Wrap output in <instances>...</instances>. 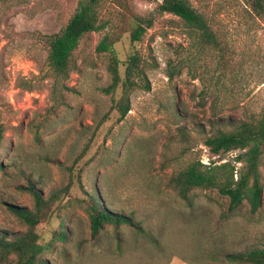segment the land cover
<instances>
[{
	"label": "rangeland",
	"instance_id": "374dc122",
	"mask_svg": "<svg viewBox=\"0 0 264 264\" xmlns=\"http://www.w3.org/2000/svg\"><path fill=\"white\" fill-rule=\"evenodd\" d=\"M79 1L0 0V230L27 231L9 205L34 207L30 183L47 198L69 188L37 229L48 264H166L174 255L247 264L225 255L264 246V192L257 212L247 200L229 212V198L216 190H194L190 204L169 180L196 159L230 161L240 170L235 159L242 151L213 156L205 141L264 109V19L249 0H188L222 40V54L201 45L179 18L159 13L163 0H124L127 10L106 0L103 14L113 25L81 40L63 81L49 66L46 36L66 26ZM136 16L154 24L133 43ZM106 34L119 38L122 79L128 59H141L128 93L131 110L121 120L111 111L121 86L113 95L102 92L111 84L109 55L97 52ZM261 173L264 185V166ZM85 191L103 193L144 231L106 225L93 237ZM56 231L67 232V240H54Z\"/></svg>",
	"mask_w": 264,
	"mask_h": 264
},
{
	"label": "trees",
	"instance_id": "16d2710c",
	"mask_svg": "<svg viewBox=\"0 0 264 264\" xmlns=\"http://www.w3.org/2000/svg\"><path fill=\"white\" fill-rule=\"evenodd\" d=\"M105 1L80 0L76 12L66 26L59 33L46 36L49 66L63 81L67 80L73 71V55L81 40L88 34L107 31L113 25V19L106 18L103 14ZM116 2L123 9L129 8L124 0H116ZM248 2L253 13L258 18L264 19V0ZM157 11L179 18L201 45L217 49L222 54L227 51L222 45V40L213 31L208 18L197 11L188 0H163ZM153 24V17L133 18L130 30L131 41L139 42ZM117 40L118 37L106 34L99 42L97 52L108 54L110 59L107 70L111 84L102 89V92L113 95L120 86L123 89L120 100L112 98L111 108V111L119 113L121 120L131 110L128 93L136 85L134 77L141 71V59L137 55L128 59L125 65V77L122 79L120 61L114 50ZM147 89L149 90L150 86H147ZM3 139L4 128L0 125V169L3 168L1 160ZM205 146L213 156L220 157L232 151H242V154L235 159L236 163L242 165L240 170L238 171L237 166L230 161L205 165L200 159H196L171 176L169 187L190 204V194L194 190H216L220 195L229 198V212L236 211L245 200L250 203L251 211L257 212L262 205L264 192L261 173V168L264 166V109L248 121L232 124V128L228 131L220 130L216 135L206 139ZM37 186L30 183L26 188L34 199L33 208L9 205V210L24 222L28 229L24 233L17 234L0 230V264H48L41 258L45 248L39 242L37 229L51 217L55 203L69 193V188L54 190L47 198ZM85 194L86 200L82 203L90 221L93 237L103 231L106 225H113L116 228L126 225L139 232L144 231L142 224L132 214L112 209V205L103 193L85 191ZM67 237L68 233L65 231H56L53 234L54 240L66 241ZM225 259L229 263L264 264V246L242 253H227Z\"/></svg>",
	"mask_w": 264,
	"mask_h": 264
},
{
	"label": "crops",
	"instance_id": "0c3cea01",
	"mask_svg": "<svg viewBox=\"0 0 264 264\" xmlns=\"http://www.w3.org/2000/svg\"><path fill=\"white\" fill-rule=\"evenodd\" d=\"M166 264H198L196 262H193L191 260H188L186 258H184L181 255H174L169 262H167Z\"/></svg>",
	"mask_w": 264,
	"mask_h": 264
}]
</instances>
